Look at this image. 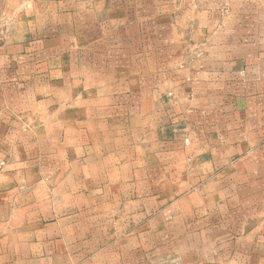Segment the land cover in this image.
Segmentation results:
<instances>
[{"label": "crops", "instance_id": "1", "mask_svg": "<svg viewBox=\"0 0 264 264\" xmlns=\"http://www.w3.org/2000/svg\"><path fill=\"white\" fill-rule=\"evenodd\" d=\"M58 17L40 47L59 58L0 57V161L23 137L86 153L0 171V264H264V0H57Z\"/></svg>", "mask_w": 264, "mask_h": 264}, {"label": "rangeland", "instance_id": "2", "mask_svg": "<svg viewBox=\"0 0 264 264\" xmlns=\"http://www.w3.org/2000/svg\"><path fill=\"white\" fill-rule=\"evenodd\" d=\"M68 21L69 19L57 18V0H0V57L4 56L5 52L10 54L12 52L17 58L27 56L40 59L59 58L57 51L41 50L40 46L45 40H51L52 35L57 34V25L60 31L64 32L68 27L64 22ZM29 46L35 48L29 49L27 48ZM3 75L4 69L0 67L1 87L5 84L2 81ZM75 92L71 90L70 83L57 82L58 121L69 120V108L71 104L74 105L71 103L73 101L71 94L74 95ZM72 149L74 147L70 146L69 140L62 142V145L38 147L35 141L23 137L15 140L13 145L4 147L3 157L11 161H0V171L6 167L12 169L17 166L24 169L67 170L72 168L71 156L74 159L76 153L78 155L86 153V147H79L77 152L75 150L72 152ZM41 154L46 155L44 161H38L37 156ZM53 155L58 157L57 160L51 158ZM18 157H21L22 161L17 160Z\"/></svg>", "mask_w": 264, "mask_h": 264}]
</instances>
